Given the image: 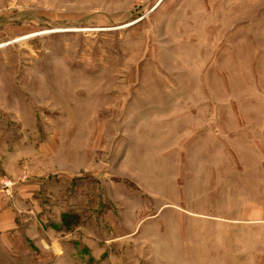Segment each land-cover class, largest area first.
Returning a JSON list of instances; mask_svg holds the SVG:
<instances>
[{"label":"rangeland","instance_id":"rangeland-1","mask_svg":"<svg viewBox=\"0 0 264 264\" xmlns=\"http://www.w3.org/2000/svg\"><path fill=\"white\" fill-rule=\"evenodd\" d=\"M2 211L17 264H264V0H0Z\"/></svg>","mask_w":264,"mask_h":264},{"label":"crops","instance_id":"crops-1","mask_svg":"<svg viewBox=\"0 0 264 264\" xmlns=\"http://www.w3.org/2000/svg\"><path fill=\"white\" fill-rule=\"evenodd\" d=\"M23 251L4 249V211L0 214V264L4 261L8 264H17L25 262Z\"/></svg>","mask_w":264,"mask_h":264}]
</instances>
